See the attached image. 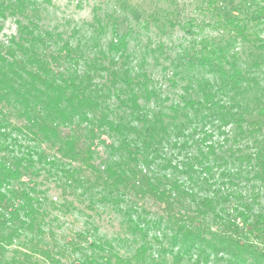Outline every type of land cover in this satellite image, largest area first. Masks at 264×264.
I'll use <instances>...</instances> for the list:
<instances>
[{
	"label": "trees",
	"instance_id": "16d2710c",
	"mask_svg": "<svg viewBox=\"0 0 264 264\" xmlns=\"http://www.w3.org/2000/svg\"><path fill=\"white\" fill-rule=\"evenodd\" d=\"M208 2L218 35L174 63L180 78L192 69L207 75L189 78L171 99L153 85L145 58L127 62L116 25V41L83 55L69 39L52 46L62 34L39 25L34 1L0 0V32L8 18L17 26L0 34V264H264V210H255L264 195V37L256 29L264 6L241 17ZM162 47L151 49L156 62ZM34 170L65 194H88L91 208L117 207L133 251L98 240L86 253L47 229V190L24 179ZM242 182L257 191L233 203ZM147 201L160 209L154 218Z\"/></svg>",
	"mask_w": 264,
	"mask_h": 264
},
{
	"label": "rangeland",
	"instance_id": "374dc122",
	"mask_svg": "<svg viewBox=\"0 0 264 264\" xmlns=\"http://www.w3.org/2000/svg\"><path fill=\"white\" fill-rule=\"evenodd\" d=\"M32 1L35 5L30 6V10L35 9V13L39 15V25L49 28L54 33L62 34V38L57 36L53 40L54 48L60 47L64 40L69 39L74 48L76 47L83 55L84 53L87 55L93 53V48L98 43L105 49L110 45L108 43L111 40L116 41L118 37L114 36L113 27L116 25L119 35H123L126 39L127 52L131 53L127 62L135 66L145 58L144 62H146L143 66L150 72L153 85L161 91L163 96L169 95L171 99H176L183 92V87L189 78L200 77L202 73L207 75V71L192 69L188 71V74L185 72L186 78H180L174 73V63L179 62V56L184 55L193 43H198L201 38L209 39L218 35L214 11L208 2L210 0ZM257 5L263 7L264 0H216L213 7L219 8L224 15L242 17ZM99 23L105 27L104 32H106L102 35L98 34L96 29ZM255 23L256 20L253 21V24ZM16 27L13 19L8 18L0 32L1 36L6 37L7 34L14 32ZM256 29L264 37V23L257 24ZM159 45H163V53L158 54L159 61L156 62L151 49H155ZM194 135L197 136V133ZM214 135V141L222 139L216 130ZM103 139L109 143L112 141V138L107 134L103 135ZM98 144V153L105 154L104 144L101 141H98ZM175 155L178 160H181L184 158L185 152L175 151ZM43 175L44 172L38 173L34 170L24 179L30 181L36 179L40 183L38 187L47 190L44 200L45 207L50 209V213L46 217L47 229L52 228L56 235L64 236L65 241H76L81 245L82 251L86 253L90 252V243L98 240L110 243L114 247L113 250L121 254H129L133 251L137 245L133 241L134 233L131 232L126 217L117 207L96 201L93 204L94 208H91L88 194L83 197L80 189L65 194L54 180L43 179ZM180 178L190 185L186 180V175L180 174ZM215 179L221 181L219 178L215 177ZM192 188L195 192L202 193L200 187L193 186ZM234 189H238V192H235L233 203L237 202L238 196H243L248 201L257 191L254 185H247L244 182L236 185ZM260 199L261 204H257L255 210H264V195ZM51 201L57 205L55 208H51ZM183 201L186 205L193 203L189 196L183 197ZM67 202H70L69 208L64 206V203ZM147 206L149 218H154L160 213V209L150 201H147ZM239 223L242 224L241 221ZM136 236L139 239L142 238L140 235ZM147 240L153 239L149 235ZM77 256L79 257V253L77 255L70 254L69 261Z\"/></svg>",
	"mask_w": 264,
	"mask_h": 264
}]
</instances>
